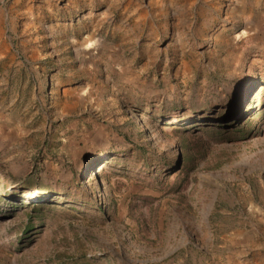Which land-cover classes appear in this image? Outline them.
<instances>
[{
    "label": "rangeland",
    "instance_id": "obj_1",
    "mask_svg": "<svg viewBox=\"0 0 264 264\" xmlns=\"http://www.w3.org/2000/svg\"><path fill=\"white\" fill-rule=\"evenodd\" d=\"M0 264H264V0H0Z\"/></svg>",
    "mask_w": 264,
    "mask_h": 264
},
{
    "label": "trees",
    "instance_id": "obj_2",
    "mask_svg": "<svg viewBox=\"0 0 264 264\" xmlns=\"http://www.w3.org/2000/svg\"><path fill=\"white\" fill-rule=\"evenodd\" d=\"M237 93L234 92L233 97L237 96ZM239 103L238 105L235 107V109H231L229 111H224L223 113H221V115L219 114V116L216 117V126L218 127H223L224 125L226 126H234L235 123H237V114L239 112V109H241V99H238ZM92 175L89 176V179H92L93 177H91ZM100 180H102V177H97L96 181L97 183L100 182Z\"/></svg>",
    "mask_w": 264,
    "mask_h": 264
}]
</instances>
